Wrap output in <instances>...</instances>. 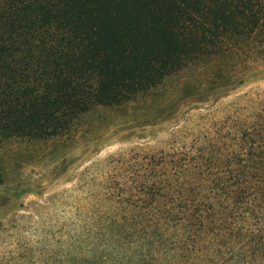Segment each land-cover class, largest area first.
I'll return each instance as SVG.
<instances>
[{"label":"trees","instance_id":"16d2710c","mask_svg":"<svg viewBox=\"0 0 264 264\" xmlns=\"http://www.w3.org/2000/svg\"><path fill=\"white\" fill-rule=\"evenodd\" d=\"M262 24L264 0H0V144L74 133ZM176 143L112 163L68 264H264V111Z\"/></svg>","mask_w":264,"mask_h":264},{"label":"rangeland","instance_id":"374dc122","mask_svg":"<svg viewBox=\"0 0 264 264\" xmlns=\"http://www.w3.org/2000/svg\"><path fill=\"white\" fill-rule=\"evenodd\" d=\"M230 42L153 95L97 109L74 133L0 144V264H68L72 237H83L112 163L264 111V24Z\"/></svg>","mask_w":264,"mask_h":264}]
</instances>
